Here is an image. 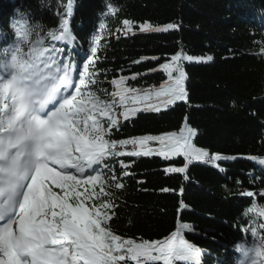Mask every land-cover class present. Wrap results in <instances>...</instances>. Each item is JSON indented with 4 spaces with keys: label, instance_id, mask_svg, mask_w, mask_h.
<instances>
[{
    "label": "trees",
    "instance_id": "trees-1",
    "mask_svg": "<svg viewBox=\"0 0 264 264\" xmlns=\"http://www.w3.org/2000/svg\"><path fill=\"white\" fill-rule=\"evenodd\" d=\"M68 3L0 0L1 62L6 48L18 40L15 26L27 24L30 38L39 36L47 46L48 33L59 29L62 19L68 20L75 46L63 42L57 46L65 49V55L71 50L75 62L85 61L95 48L98 63L94 70L104 73L98 87L109 92L113 78L137 73L136 80L128 81L131 87L159 88L167 80L160 65L178 51L204 59L211 56V61L183 62L188 100L158 113L142 111L122 120L111 138L178 132L187 118L196 129L194 143L227 158L219 168L208 162L189 163L183 156L170 161L157 155L117 157L108 161L116 175H121V160L129 165L124 171L132 175L120 181L122 189L105 186L107 197L97 186L99 199L89 203L107 200L114 204L109 225L125 239L162 240L178 223H187L191 227L182 234L201 250L199 264H239L242 257L237 245L251 241L253 230L264 233V228H255L258 217L250 211L254 205L264 206V0H71L70 12ZM125 19L134 27L146 21L181 27L163 33L127 34ZM95 34L101 37L96 47ZM152 56L159 61L134 63ZM185 163H189L186 173L165 171Z\"/></svg>",
    "mask_w": 264,
    "mask_h": 264
},
{
    "label": "snow or ice",
    "instance_id": "snow-or-ice-1",
    "mask_svg": "<svg viewBox=\"0 0 264 264\" xmlns=\"http://www.w3.org/2000/svg\"><path fill=\"white\" fill-rule=\"evenodd\" d=\"M72 7L69 0L67 10ZM108 8L114 10L110 4ZM123 26L126 32L134 27L127 19ZM180 27L176 23L154 27L145 22L139 30L163 33ZM14 35L18 40L6 51V72L0 73V264H199L201 250L182 234L191 227L189 224L178 223L176 230L162 240L137 242L111 229L114 204L107 200L89 202L99 199L105 186L124 188L120 181L132 174L124 171L129 165L121 160V175H116L108 161L117 157L157 155L170 161L183 156L189 163L206 157L218 162L227 159L195 148L191 140L196 129L189 126L187 118L178 132L111 138L122 126L121 119L128 121L142 111L158 113L161 107L188 100L183 62L203 61L204 57L180 51L173 54L169 62L160 65L167 80L158 90L142 92L131 87L128 81L136 80L137 73L113 78V90L109 92L98 87L99 76L104 73L94 70L98 63L95 48L79 68L77 78L78 66L71 50L65 55V49L57 46V42L71 43L67 19L61 20L59 29L48 33L51 41L47 46L39 36L30 38L27 24L15 26ZM159 59L141 57L134 63ZM153 97L160 103H150ZM117 108L122 111L117 112ZM150 142H158L160 147L154 149ZM127 145L133 150H117ZM189 163L169 166L165 171L186 173ZM246 195L251 197L253 193ZM256 210V205L250 209ZM258 210L264 216V206ZM259 227L264 228V224ZM252 235L257 237L255 230ZM237 251L242 257L239 264H264V236L250 245L238 244Z\"/></svg>",
    "mask_w": 264,
    "mask_h": 264
},
{
    "label": "rangeland",
    "instance_id": "rangeland-1",
    "mask_svg": "<svg viewBox=\"0 0 264 264\" xmlns=\"http://www.w3.org/2000/svg\"><path fill=\"white\" fill-rule=\"evenodd\" d=\"M146 22H148V23H151L154 27L155 26H163V25H166V24H162V25H159V24H154V23H152V22H150V21H146ZM142 23H145V22H140V23H138L137 24V27H133V29H132V31L131 32H127V34L128 33H135V32H139V33H142L140 30H139V25L140 24H142ZM168 24V23H167ZM115 34L117 35L118 34V31L116 30L115 31ZM191 56H193V55H191ZM193 57H196V58H199L200 56H193ZM207 60V58L206 59H204L203 61H206ZM191 62H201V61H197V60H194V61H191ZM166 81V80H165ZM113 87V86H112ZM134 88H136V89H139V90H141L142 92L143 91H148V90H158L159 88H158V86H151V87H145V88H142V87H134ZM112 90H113V88H112ZM150 103H154V104H156V103H160V101L157 99V98H155V97H153L152 98V100L151 101H149ZM141 107H142V105H141ZM161 109H165L164 107H161ZM120 111H122V109H120V110H118L117 112H120ZM122 120V119H121ZM191 142H192V144L195 146V148L196 149H203V150H205V151H207L208 153H209V156H212V155H214V154H218V153H215V152H212L209 148H207V147H201V146H198V145H196L195 143H194V141L193 140H191ZM150 147H152V148H154V149H158L159 147H160V145H159V143L158 142H150V145H149ZM133 150V146L132 145H127V146H125L124 147V151L125 152H127V151H132ZM221 155V157L222 158H225V156L224 155H222V154H220ZM173 158H175V157H173ZM223 160V159H222ZM196 160H192V162H195ZM199 162H208V163H210V164H212V165H215V166H217V167H219V168H222L223 167V163H222V161H214V160H211V159H209V158H205L204 160H202V161H199Z\"/></svg>",
    "mask_w": 264,
    "mask_h": 264
},
{
    "label": "bare ground",
    "instance_id": "bare-ground-1",
    "mask_svg": "<svg viewBox=\"0 0 264 264\" xmlns=\"http://www.w3.org/2000/svg\"><path fill=\"white\" fill-rule=\"evenodd\" d=\"M72 40V39H71Z\"/></svg>",
    "mask_w": 264,
    "mask_h": 264
}]
</instances>
